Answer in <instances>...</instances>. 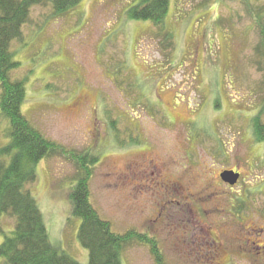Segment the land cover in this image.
Here are the masks:
<instances>
[{"label":"rangeland","instance_id":"1","mask_svg":"<svg viewBox=\"0 0 264 264\" xmlns=\"http://www.w3.org/2000/svg\"><path fill=\"white\" fill-rule=\"evenodd\" d=\"M131 3L83 0L59 18L32 8L11 45L20 63L13 78L25 84L22 113L48 140L98 157L93 208L118 234L154 238L164 264H258L264 144L250 137L264 106V0H170L169 40L126 19ZM8 139L0 116V149ZM75 168L43 159L29 188L51 245L87 264L68 198ZM224 170L241 173L235 187L220 180ZM13 224L0 220V243ZM121 255L123 264H155L136 242Z\"/></svg>","mask_w":264,"mask_h":264},{"label":"trees","instance_id":"2","mask_svg":"<svg viewBox=\"0 0 264 264\" xmlns=\"http://www.w3.org/2000/svg\"><path fill=\"white\" fill-rule=\"evenodd\" d=\"M82 1L0 0V116L9 125V141L0 149V220L8 216L14 221L12 230L3 233L1 264H80L51 245L43 216L29 188L36 181V165L54 157L68 161L77 169L68 198L71 215L80 221L77 239L87 251V264H123L121 254L132 242L147 246L155 264H164L154 238L132 230L118 234L93 208L89 180L98 157L88 151L68 150L48 140L21 110L25 84L12 75L20 67L11 51L12 43L22 40V30L28 24L32 8H49L51 17L59 18ZM239 1L248 5L252 0ZM169 6L170 0H132L124 14L131 21L149 22L157 34L169 40L165 32ZM259 32L264 40V16ZM263 111L264 106L251 121L250 138L254 145L264 144ZM117 123L110 122L114 134H118Z\"/></svg>","mask_w":264,"mask_h":264},{"label":"water","instance_id":"3","mask_svg":"<svg viewBox=\"0 0 264 264\" xmlns=\"http://www.w3.org/2000/svg\"><path fill=\"white\" fill-rule=\"evenodd\" d=\"M220 179L229 186H234L238 182L239 174L233 171H223L220 174Z\"/></svg>","mask_w":264,"mask_h":264},{"label":"flooded vegetation","instance_id":"4","mask_svg":"<svg viewBox=\"0 0 264 264\" xmlns=\"http://www.w3.org/2000/svg\"><path fill=\"white\" fill-rule=\"evenodd\" d=\"M140 168H142V167H140ZM143 171H144V168H143ZM233 172H235V173H238L239 174V180H238V182H237V184L240 182V180H241V173L239 172V171H237V170H234ZM236 184V185H237ZM235 185V186H236ZM235 186H230V187H235ZM256 248V247H255ZM242 252H243V250H242ZM241 252V253H242ZM246 254L244 255V256H252L249 252H245ZM248 254V255H247ZM254 257H255V259H256V261L258 262V264H259V262H261L260 261V257H261V260H264V246H258L257 245V248L255 249V254L253 255Z\"/></svg>","mask_w":264,"mask_h":264}]
</instances>
